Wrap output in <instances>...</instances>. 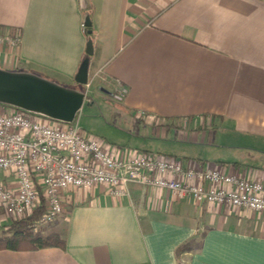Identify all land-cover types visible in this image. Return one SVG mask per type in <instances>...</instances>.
Returning <instances> with one entry per match:
<instances>
[{
	"label": "crops",
	"instance_id": "1",
	"mask_svg": "<svg viewBox=\"0 0 264 264\" xmlns=\"http://www.w3.org/2000/svg\"><path fill=\"white\" fill-rule=\"evenodd\" d=\"M84 13L88 77L110 95L119 81L123 114L162 134L189 128L173 156L264 184V0H0V33H19L0 43V67L76 85ZM68 195L47 230L63 248L0 249V264H264V212L133 182L120 197L100 185ZM11 219L0 207V230Z\"/></svg>",
	"mask_w": 264,
	"mask_h": 264
},
{
	"label": "built area",
	"instance_id": "2",
	"mask_svg": "<svg viewBox=\"0 0 264 264\" xmlns=\"http://www.w3.org/2000/svg\"><path fill=\"white\" fill-rule=\"evenodd\" d=\"M19 33H0V43L17 46ZM84 84L85 93L91 79ZM125 88L113 82L120 100ZM0 110V207L12 219L30 214L42 197L38 223L45 225L65 212L69 191L100 185L114 196L127 194V184L167 189L174 197L264 212V184L238 174L159 153H108L75 119L63 123L9 105Z\"/></svg>",
	"mask_w": 264,
	"mask_h": 264
},
{
	"label": "rangeland",
	"instance_id": "3",
	"mask_svg": "<svg viewBox=\"0 0 264 264\" xmlns=\"http://www.w3.org/2000/svg\"><path fill=\"white\" fill-rule=\"evenodd\" d=\"M86 92L92 101L88 104L87 100L82 104L75 122L83 132L94 136L103 148L118 149L121 154L133 151L136 154L160 153L182 157L181 152L190 147L187 145L192 140V131L189 128L182 131L170 126L164 128L162 134L161 129H157L161 127L159 125L151 128L140 120L131 119L127 113L123 114L119 100L98 90L97 78L91 79ZM202 131L200 130V134ZM187 132L189 137L185 136ZM42 227L45 231L49 230L47 224Z\"/></svg>",
	"mask_w": 264,
	"mask_h": 264
},
{
	"label": "water",
	"instance_id": "4",
	"mask_svg": "<svg viewBox=\"0 0 264 264\" xmlns=\"http://www.w3.org/2000/svg\"><path fill=\"white\" fill-rule=\"evenodd\" d=\"M83 26L91 32L88 13L83 15ZM74 82L84 85L88 74V56L93 53L92 41L87 38ZM86 97L85 90L65 85L31 70H8L0 67V104L26 110L63 123L72 122Z\"/></svg>",
	"mask_w": 264,
	"mask_h": 264
},
{
	"label": "trees",
	"instance_id": "5",
	"mask_svg": "<svg viewBox=\"0 0 264 264\" xmlns=\"http://www.w3.org/2000/svg\"><path fill=\"white\" fill-rule=\"evenodd\" d=\"M84 29L87 33L88 28L84 27ZM86 35L87 38L90 37V34L87 33ZM73 86L85 89L84 85L76 84ZM170 156L176 158L173 155ZM42 211V197H40L39 204L34 207L30 214L21 218L11 219L9 223L3 225L0 230V249L31 250L47 246L63 248V237L54 230L45 231L42 225L38 223ZM52 224H54V220L47 223L49 226Z\"/></svg>",
	"mask_w": 264,
	"mask_h": 264
}]
</instances>
